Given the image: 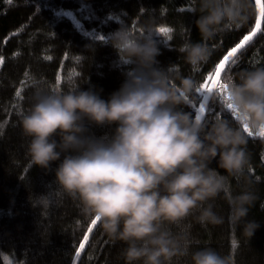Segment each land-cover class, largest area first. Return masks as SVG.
Returning a JSON list of instances; mask_svg holds the SVG:
<instances>
[{
    "label": "clouds",
    "instance_id": "1",
    "mask_svg": "<svg viewBox=\"0 0 264 264\" xmlns=\"http://www.w3.org/2000/svg\"><path fill=\"white\" fill-rule=\"evenodd\" d=\"M197 3L201 39L178 49L193 73L211 57L210 40L255 13L252 0ZM118 22L102 41L130 66L125 81L108 100L92 89L37 86L20 121L30 164L50 170L59 162L54 192L77 201L82 215L126 245L120 253L125 264H235L236 246L226 255L211 247L191 251L182 226L189 217L202 227L224 224L214 211L224 194L232 229L251 238L260 227L248 219L258 196L247 144L253 134L264 139V67L242 69L221 95L175 64L158 67L160 34L151 21L138 33ZM200 95L233 119L217 115L205 122L208 101L199 102ZM91 126L115 130L96 137ZM49 195L37 198L38 206H47Z\"/></svg>",
    "mask_w": 264,
    "mask_h": 264
},
{
    "label": "trees",
    "instance_id": "2",
    "mask_svg": "<svg viewBox=\"0 0 264 264\" xmlns=\"http://www.w3.org/2000/svg\"><path fill=\"white\" fill-rule=\"evenodd\" d=\"M252 4L254 15L242 26L228 27L210 40L211 57L193 73L178 49L186 40L201 39L195 23L197 0H0V264H73L92 227L77 201L54 192L59 162L50 170L30 164L29 138L23 135L20 121L31 106L35 88L68 91L80 87L108 100L130 67L121 65L116 50L100 39L116 31L121 26L118 21L131 25L136 33L149 21L158 32L162 27L171 29L170 38L162 34L157 38L158 67L175 64L183 76L193 75L206 83L209 76L215 78L223 57L254 32L259 17L256 0ZM262 28L224 71L221 82L235 78L242 69L264 67V23ZM203 100L200 95L199 102ZM206 109L205 122L217 115L233 119L218 104L210 102ZM114 130L115 126L90 127L96 137ZM247 151L248 175L258 196L248 219L260 227L251 238L232 229L227 220L229 206L221 194L214 201V211L225 218L224 224L202 227L192 217L184 222L191 251L211 247L226 255L235 240V264H264V139L253 134ZM212 167H217L216 162ZM232 188L238 191L235 181ZM47 195L50 203L38 206L37 198ZM124 247L123 242L106 236L99 225L80 264H125L120 256Z\"/></svg>",
    "mask_w": 264,
    "mask_h": 264
},
{
    "label": "snow or ice",
    "instance_id": "3",
    "mask_svg": "<svg viewBox=\"0 0 264 264\" xmlns=\"http://www.w3.org/2000/svg\"><path fill=\"white\" fill-rule=\"evenodd\" d=\"M9 2H11V0H9ZM256 4L259 6L260 16L264 17V3H261V0H256ZM256 28L257 29L260 28V23L259 22H257ZM170 32H171V29H168V28L162 27V28L159 29V34H162L163 36H166V37H169V38H170V35H169ZM255 35H256V33L253 32L251 36H245L243 39H244L245 42H248ZM100 39H103V37H100ZM244 46H245V44L241 43V44L237 45L236 47H233L227 53V55H225L223 57V62L219 63L218 68L216 69V71L214 73L215 79L213 78V76H209L208 77V82L203 83L205 89H208V90L215 89V90L218 91V93L223 94L224 89L227 87V84L220 81L221 70L225 69V65L229 61V58L233 57L239 50L243 49ZM2 62H3L2 58H0V63H2ZM17 96H20L19 92H17ZM203 99L207 103L208 97L207 96H203ZM91 223H92L93 226H95L98 223V220H94ZM88 231L91 232L92 229L89 228ZM87 239H88V237L85 236L84 240L87 241ZM235 246H236V242H235V240H233V247H235ZM83 249H84V244L82 243V244L79 245V250L76 252L77 259L79 258V256H80L81 252L83 251Z\"/></svg>",
    "mask_w": 264,
    "mask_h": 264
},
{
    "label": "water",
    "instance_id": "4",
    "mask_svg": "<svg viewBox=\"0 0 264 264\" xmlns=\"http://www.w3.org/2000/svg\"><path fill=\"white\" fill-rule=\"evenodd\" d=\"M261 3H262V0H261ZM258 6V5H257ZM258 17H259V19H258V22L260 23V28L259 29H257L256 27H255V30H254V32L256 33V35L255 36H253L252 37V39L250 40V41H248V42H245V41H243V43L245 44V46H244V48L245 47H247L249 44H251L253 41H254V39L258 36V34L262 31V26H263V23H264V17H261L260 16V11H259V6H258ZM252 35V34H251ZM250 35V36H251ZM243 48V49H244ZM243 49H241V50H239L233 57H230L229 58V61L226 63V65H225V69L224 70H221V77H220V81H221V79H222V76H223V73H224V71L232 64V62L234 61V59L238 56V55H240L241 53H242V51H243ZM223 62V61H222ZM215 79V78H214ZM204 101V100H203ZM211 101H208V103H207V105H206V108H207V106L209 105V103H210ZM206 112H207V109H206ZM206 112H205V115H206ZM204 119H205V116H204ZM99 222L95 225V226H93V225H91L92 227H91V229H92V231L91 232H88V234L86 235L87 237H88V239H87V241H85L84 240V242H83V244H84V249H83V251L81 252V254H80V256H79V258L77 259V257H75L74 258V262H73V264H80L81 263V261H82V258H83V256H84V253L86 252V248H87V246L89 245V243L91 242V240L93 239V235L95 234V231L97 230V228L99 227Z\"/></svg>",
    "mask_w": 264,
    "mask_h": 264
}]
</instances>
